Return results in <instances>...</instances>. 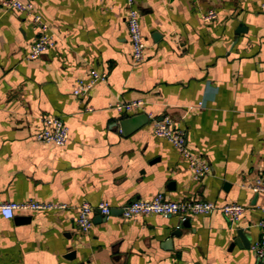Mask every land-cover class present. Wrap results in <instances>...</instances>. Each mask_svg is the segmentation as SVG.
I'll return each instance as SVG.
<instances>
[{"label": "crops", "instance_id": "1", "mask_svg": "<svg viewBox=\"0 0 264 264\" xmlns=\"http://www.w3.org/2000/svg\"><path fill=\"white\" fill-rule=\"evenodd\" d=\"M31 1L56 44L27 60L29 17L0 9V202L69 207L0 213V264H258L264 193L250 185L264 178V0H135L146 44L138 63L124 0ZM209 9L217 17L204 22ZM91 70L107 80L78 99L73 85ZM135 99L145 113L112 107ZM147 113L170 115L211 173L195 179ZM45 114L67 125L64 145L35 139ZM157 193L244 212L236 223L219 211L121 217L122 205ZM100 201L111 214L94 211L78 231L77 205Z\"/></svg>", "mask_w": 264, "mask_h": 264}, {"label": "built area", "instance_id": "2", "mask_svg": "<svg viewBox=\"0 0 264 264\" xmlns=\"http://www.w3.org/2000/svg\"><path fill=\"white\" fill-rule=\"evenodd\" d=\"M126 7V27L131 45V59L138 63L144 57L146 47L144 37L141 33L139 17L140 10L135 0H124ZM264 10V1L260 4ZM0 9L3 11H16L24 14L30 19V26L35 35L33 42L26 54L27 60L38 59L45 51L53 48L56 44L54 35L50 31L49 25L42 19L41 15L34 11L31 0H0ZM202 21L211 22L217 17L214 9H209L200 14ZM108 74L106 71L91 70L86 80L77 79L72 88V94L78 99H85L92 86L98 82H105ZM112 107L120 113H145L144 102L141 99L131 101H116ZM198 107H203V103H198ZM93 108L86 106L85 110L91 111ZM150 120L152 133L171 143L187 161L193 177L199 179L211 173L209 163L194 155L185 144V132L175 124L174 119L164 114L160 118L153 117L147 113ZM41 127L36 133L35 139L44 144H54L62 146L66 143L69 135V129L63 120L54 115L45 114L40 119ZM250 187L264 193V178L254 179ZM69 205L67 203L47 202V201H4L0 202V213L4 218H12L16 211H34V210H64ZM107 218L112 212V206L109 203L100 201L96 205L87 202L77 205V217L75 225L80 232L89 231L92 226V213L94 211ZM213 211L221 212L230 223H236L240 215L244 212V206L238 203H225L217 205L205 200L180 201L170 200L163 193H157L153 197L145 199H135L120 207V215L123 218H131L137 215H162L178 216L180 219H187L200 214H207ZM262 218L258 226L264 232V206L261 207ZM252 251L258 259V264H264V238L252 247Z\"/></svg>", "mask_w": 264, "mask_h": 264}, {"label": "water", "instance_id": "3", "mask_svg": "<svg viewBox=\"0 0 264 264\" xmlns=\"http://www.w3.org/2000/svg\"><path fill=\"white\" fill-rule=\"evenodd\" d=\"M146 117V116H145ZM99 212V211H98Z\"/></svg>", "mask_w": 264, "mask_h": 264}]
</instances>
